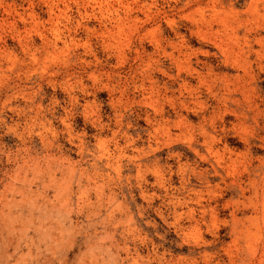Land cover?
<instances>
[{
    "label": "rangeland",
    "instance_id": "obj_1",
    "mask_svg": "<svg viewBox=\"0 0 264 264\" xmlns=\"http://www.w3.org/2000/svg\"><path fill=\"white\" fill-rule=\"evenodd\" d=\"M0 264H264V0H0Z\"/></svg>",
    "mask_w": 264,
    "mask_h": 264
},
{
    "label": "bare ground",
    "instance_id": "obj_2",
    "mask_svg": "<svg viewBox=\"0 0 264 264\" xmlns=\"http://www.w3.org/2000/svg\"><path fill=\"white\" fill-rule=\"evenodd\" d=\"M199 13V12H198ZM202 13V12H201ZM200 15V14H199ZM61 24V23H60ZM54 37V36H53ZM70 43V42H69ZM67 45H68V43H67ZM59 50V49H58ZM152 89V88H151Z\"/></svg>",
    "mask_w": 264,
    "mask_h": 264
}]
</instances>
